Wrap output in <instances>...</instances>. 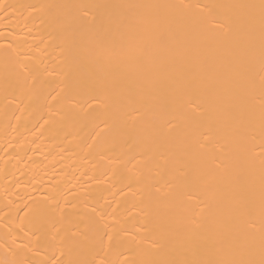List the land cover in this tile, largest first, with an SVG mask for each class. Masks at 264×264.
<instances>
[{
    "label": "bare ground",
    "instance_id": "obj_1",
    "mask_svg": "<svg viewBox=\"0 0 264 264\" xmlns=\"http://www.w3.org/2000/svg\"><path fill=\"white\" fill-rule=\"evenodd\" d=\"M0 264H264V0H0Z\"/></svg>",
    "mask_w": 264,
    "mask_h": 264
}]
</instances>
